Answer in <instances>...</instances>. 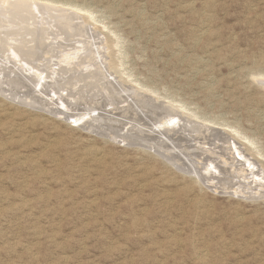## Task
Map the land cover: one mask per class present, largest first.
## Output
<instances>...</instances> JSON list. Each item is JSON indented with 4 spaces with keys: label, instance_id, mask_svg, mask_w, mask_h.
I'll return each instance as SVG.
<instances>
[{
    "label": "rangeland",
    "instance_id": "374dc122",
    "mask_svg": "<svg viewBox=\"0 0 264 264\" xmlns=\"http://www.w3.org/2000/svg\"><path fill=\"white\" fill-rule=\"evenodd\" d=\"M33 1L73 8L70 11L79 16L78 22L84 23L90 36L57 31L46 43L54 47L58 42L60 47L56 45L49 54L38 51L37 59H31L33 67H41L42 75L6 53L10 49L6 44L0 48V264H264V198L248 196L251 188L258 194L252 185L245 192L239 190L243 189L238 182L244 181L243 165L227 140L235 135L232 126L252 138L254 146L236 140L244 151L258 149L262 156L256 159L264 167V0ZM92 67L99 69L100 82L107 78L112 91L104 92L97 80L95 87L90 84L87 76L92 75ZM63 68L75 71L60 72L51 79L52 70ZM73 72L72 81L80 77L82 82L72 87L59 84ZM10 80L22 83V88L20 84L14 87ZM116 82L125 91L115 87ZM174 110L181 117L172 125L169 120L175 116L166 111L173 114ZM167 119L171 124H163ZM187 121L224 135L205 140L191 132ZM134 125L140 128H132ZM170 126L185 142L183 147H174L165 138L166 144H160L163 137L156 136L155 130ZM152 128L154 132H150ZM136 135L144 140L138 141ZM197 146L211 147L210 153L216 150L212 154L218 159H222L218 153L224 158L232 155L234 159L226 163L233 174L225 183L228 187L210 190L193 183L192 175L182 171L188 160L177 155L179 149L196 156Z\"/></svg>",
    "mask_w": 264,
    "mask_h": 264
},
{
    "label": "bare ground",
    "instance_id": "6f19581e",
    "mask_svg": "<svg viewBox=\"0 0 264 264\" xmlns=\"http://www.w3.org/2000/svg\"><path fill=\"white\" fill-rule=\"evenodd\" d=\"M38 1H40V0H38ZM50 4V3H49ZM69 6V5H68ZM78 7V6H77ZM68 8V7H67ZM71 9H73V8H71ZM70 9V10H71ZM70 10H67L66 8L65 9H62V8H60V7H54L53 5L51 6V5H48V4H46V2H45V4H43L42 3V1H41V3L39 2H34L33 0H0V48L2 49L3 48V45H7V46H9V51H8V49H7V52L6 53H8L9 55H12V56H14L16 59H18L17 61L18 62H21V63H23V64H20V65H28L29 67H31L30 68V70L31 71H35V73L37 74V75H42L40 72V70H39V68H41V67H33V64H34V62H32L31 61V59H33V60H35V59H37V58H35L36 57V54H37V52L38 51H43L45 54L46 53H48V52H52L53 51V48L56 46V45H58V42H57V44L53 47V44H47L46 43V40H48V39H51L52 38V36L53 35H55V34H57L58 32L57 31H59L61 34L60 35H62V34H65V35H68L69 33H75V31H80V33L82 32H84L85 34L87 33L88 35H89V33H88V29L86 28V27H84V26H82L78 21L80 20V19H78V17L79 16H77L74 12H71ZM81 11H79V13H80ZM81 14V13H80ZM86 15V14H85ZM89 16V15H88ZM91 16H92V14H91ZM81 17V16H80ZM89 18V17H88ZM78 19V20H77ZM30 20H32V23L31 22H29ZM81 21H82V19H81ZM95 21H96V19H95ZM94 21V22H95ZM92 22V21H91ZM88 23V22H87ZM80 24V25H79ZM92 24H93V22H92ZM91 25V24H90ZM97 25V24H96ZM82 26V27H81ZM86 26H88L89 27V25H86ZM96 27V26H95ZM90 28V27H89ZM92 29V28H91ZM98 29V28H97ZM93 30V29H92ZM93 32V31H92ZM80 33H77V34H80ZM81 33V34H82ZM94 33V32H93ZM59 34V33H58ZM90 34H91V32H90ZM74 36V35H73ZM73 36H72V39H74L73 38ZM80 36V35H79ZM90 36V35H89ZM93 36H95V35H93ZM56 37V36H55ZM54 37V38H55ZM57 37H59L58 35H57ZM75 37V36H74ZM87 37V36H86ZM69 39H70V36L68 37ZM83 38V37H82ZM88 38V37H87ZM60 40L62 39V38H59ZM80 39H81V37H80ZM55 40V39H54ZM65 40V39H64ZM77 40V39H76ZM65 41H67V40H65ZM93 41V40H92ZM109 41V40H108ZM115 41V40H114ZM48 43H52V40L49 42V41H47ZM60 42V41H59ZM72 42V41H71ZM85 42V41H84ZM89 42V41H88ZM54 43V42H53ZM56 43V42H55ZM62 43H64V42H62ZM116 43H117V41H116ZM65 44V43H64ZM63 44V45H64ZM71 44V43H70ZM95 44V43H94ZM61 45V44H60ZM68 45H69V43H68ZM84 45V44H83ZM116 45H118V43L116 44ZM59 46V45H58ZM75 46V45H74ZM73 46V47H74ZM77 46V45H76ZM80 46V45H79ZM85 46V45H84ZM91 46V45H90ZM93 46V45H92ZM91 46V47H92ZM108 46V45H107ZM60 47V46H59ZM66 47V49H67V46H65ZM83 47V46H82ZM96 47V46H95ZM114 47V46H113ZM7 48V47H6ZM5 49V48H4ZM63 50H64V48H63ZM82 50V49H81ZM89 50H90V47H89ZM93 50V49H92ZM98 50V49H97ZM4 51V50H3ZM56 51V50H55ZM68 51V50H67ZM66 51V52H67ZM84 51H88V50H84ZM94 51H96L95 49H94ZM40 52H38V53H40ZM57 52H58V50H57ZM61 52V51H60ZM69 52H71V51H69ZM90 52H92V51H90ZM98 52V51H97ZM96 52V53H97ZM65 53V52H64ZM63 53V54H64ZM68 53V52H67ZM49 54V53H48ZM53 54V53H52ZM55 54V53H54ZM70 54V53H69ZM77 54V53H76ZM82 54H84L83 52H82ZM90 54V53H89ZM93 54V53H92ZM98 54H100V53H98ZM6 55V54H5ZM42 55V54H41ZM57 55H58V53H57ZM94 55V54H93ZM122 55V54H121ZM7 56V55H6ZM48 56V55H47ZM55 56V55H54ZM65 56V55H64ZM70 56V55H69ZM78 56V55H77ZM88 56V55H87ZM1 57V56H0ZM13 57V58H14ZM44 57V56H43ZM53 57V56H52ZM60 58L62 57L61 55L59 56ZM67 57V56H66ZM89 57H91V56H89ZM96 57H97V54H96ZM4 58V57H3ZM35 58V59H34ZM39 58H40V54H39ZM67 58H69V57H67ZM80 58H81V55H80ZM84 58V56L82 57V59ZM95 58V57H94ZM98 58V57H97ZM110 58V57H109ZM118 58H120V57H118ZM7 59V58H6ZM42 59V58H41ZM57 59V58H56ZM72 59V58H71ZM85 59V62H86V59H87V57H85L84 58ZM89 59V58H88ZM99 59V58H98ZM103 59V58H102ZM1 60H2V58H1ZM9 60V59H8ZM7 60V61H8ZM50 60V59H49ZM53 60H55V59H53ZM53 60H52V62H53ZM74 60H76V59H74ZM73 60V61H74ZM78 60H80L79 58H78ZM94 60V59H93ZM93 60H92V62H93ZM7 61H5V64H6V62ZM10 61V60H9ZM8 61V62H9ZM67 61H68V59H67ZM70 61V60H69ZM89 61H91V59H89ZM88 61V62H89ZM98 61V60H97ZM102 61V60H101ZM3 62V61H2ZM14 62H16V61H14ZM58 62H59V60H58ZM60 62H61V60H60ZM64 62H66V61H64ZM70 62H72V61H70ZM84 62V61H83ZM82 62V63H83ZM96 62V61H95ZM104 62V61H103ZM112 62V61H111ZM118 62V61H117ZM10 63V62H9ZM41 63V62H40ZM45 64H47V62L45 61L44 62ZM54 63V62H53ZM68 63V62H67ZM66 63V64H67ZM74 63V62H73ZM78 63H79V61H78ZM94 63V62H93ZM92 63V64H93ZM123 63V62H122ZM4 64V65H5ZM11 64H12V62H11ZM50 64H51V62H50ZM62 64H63V62H62ZM90 63H88V65H89ZM97 64V63H96ZM3 65V66H4ZM41 65V64H40ZM56 65V64H55ZM68 65V64H67ZM71 65V64H70ZM75 64H73V65H71L72 67L74 66ZM79 65V64H78ZM80 65H82V64H80ZM79 65V66H80ZM85 65V64H84ZM102 65H104V64H102ZM120 65V64H119ZM2 66V67H3ZM8 66V65H7ZM7 66H5V67H7ZM9 66H10V64H9ZM14 66L15 67H18L19 68V66H16L15 64H14ZM58 66H60V65H58ZM79 66H77L78 68H79ZM83 66V65H82ZM98 66V65H97ZM96 66V67H97ZM100 66V65H99ZM27 67V66H26ZM43 67V66H42ZM64 67V66H63ZM68 67V66H67ZM81 67V66H80ZM113 67H115V66H113ZM10 68V67H9ZM49 68H51L52 69V67H49ZM49 68H47L46 70L48 71L49 70ZM58 68V67H57ZM61 68H62V66H61ZM103 68V67H102ZM104 68H107V67H104ZM103 68V69H104ZM110 68V67H109ZM14 69V68H13ZM17 69V68H16ZM21 69V68H20ZM45 69V68H44ZM51 69L49 70V71H51ZM69 68H67V70H66V68H63V69H61L60 71H58V70H52V73H51V79H53V77L52 76H56L57 77V75H59V73L60 72H72L71 70H73L74 69V71H75V68H71V70H68ZM77 69V68H76ZM80 70H82V68H79ZM88 69V68H87ZM86 69V70H87ZM97 69V68H96ZM101 69V68H100ZM112 69V68H111ZM120 69H121V67H120ZM10 70H12V69H10ZM9 70V71H10ZM78 70V69H77ZM77 70H76V72H77ZM93 70V71H92ZM92 70H91V73H92V75L91 76H89L88 74V76H87V78H90L91 79V83L90 84H93V82H96V80L98 81V83L100 84V85H102L101 87H103V89H104V92H105V90L107 89L108 91L110 90V88H111V83L110 82H108L106 79H102V81L100 82V80H98L97 78L99 77V74H98V70H94V68L92 67ZM102 70V69H101ZM104 70H106V71H104V72H107L105 75H108L109 74V72L107 71L108 69H104ZM0 71H3V70H1L0 69ZM7 71V70H6ZM16 71V70H15ZM18 71V70H17ZM20 71V70H19ZM45 71V70H44ZM43 71V72H44ZM88 71V70H87ZM113 71V70H112ZM29 72V71H28ZM117 74H118V72L117 71H115ZM1 73V72H0ZM3 73V72H2ZM16 73V72H15ZM18 73V72H17ZM16 73V74H17ZM21 73H22V69H21ZM47 73V72H46ZM74 74L73 75H68V78H66V79H63V82H61V83H59V84H66L67 86L70 84V86H71V84H73V85H76V83H78V81H80V82H82L81 80H80V77H77L78 79V81L76 82V81H72L73 80V78L74 77H72V76H74L75 75V72H73ZM79 73V72H78ZM82 73H83V71H82ZM100 73L101 74H103L101 71H100ZM120 73V72H119ZM4 74V73H3ZM11 74V73H10ZM19 74V73H18ZM26 74H27V72H26ZM33 74V73H32ZM67 74V73H66ZM77 74V73H76ZM112 74V73H111ZM117 74H116V76H117ZM122 74V73H121ZM15 75V74H14ZM21 75V74H20ZM34 75V74H33ZM33 75H31V77L33 76ZM44 75V74H43ZM125 75H127V74H125ZM124 75V76H125ZM9 76V75H8ZM78 76V75H77ZM84 76L85 77H83V80L86 78V75L84 74ZM104 76V75H103ZM109 76H111L112 77V75H110L109 74ZM108 76V77H109ZM120 76V75H119ZM123 76V75H122ZM123 76V77H124ZM258 76V75H257ZM261 76L264 78V72H263V74H261ZM6 77H7V75H6ZM5 77V78H6ZM18 77V76H17ZM20 77V76H19ZM26 77H28L27 79H29L30 80V76L27 74L26 75ZM33 77H35V76H33ZM32 77V78H33ZM41 77V76H40ZM64 78H65V76H63ZM104 77H106V76H104ZM10 78V77H9ZM23 78V77H22ZM21 78V79H22ZM55 78V77H54ZM60 78V77H59ZM58 78V79H59ZM101 78V77H100ZM110 78V77H109ZM116 78V77H115ZM118 78V77H117ZM117 78H116V80H117ZM11 79V78H10ZM20 79V78H19ZM24 79V78H23ZM22 79V80H23ZM27 79H25V80H27ZM35 79H38V78H35ZM49 79V78H48ZM76 79V78H75ZM112 80H113V78H111ZM257 79V78H256ZM15 80H18V79H15ZM24 80V81H25ZM28 80V81H29ZM32 80V79H31ZM39 80V79H38ZM57 80V79H56ZM55 80V81H56ZM112 80H110V81H112ZM11 81V80H10ZM9 81V82H10ZM34 81V80H33ZM36 81V80H35ZM44 81H45V79H44ZM47 81V80H46ZM53 80H51L50 82H52ZM85 81V80H84ZM87 81V80H86ZM90 81V80H89ZM122 81H124V80H122ZM127 81V80H126ZM22 82V81H21ZM11 83L13 84V86L15 87L16 85L17 86H19V84L21 85V88H22V83H16V82H12L11 81ZM27 83V82H26ZM30 83V82H29ZM32 83V82H31ZM54 83V82H53ZM52 83V84H53ZM57 83V84H58ZM87 83V82H86ZM97 83V82H96ZM24 84H25V82H24ZM23 84V85H24ZM56 84V85H57ZM81 84V83H80ZM79 84V85H80ZM89 84V83H88ZM116 84L117 85H115V87H119L120 89H123V91H125L124 90V88H123V86H122V88H121V86H120V84L118 83V82H116ZM132 84V83H131ZM261 84H263L264 85V80H263V82L261 83ZM34 84H32V86H33ZM36 85V84H35ZM40 85H42L43 86V83H41V80H40ZM46 85V84H45ZM66 85H64V86H66ZM84 85V84H83ZM87 85V84H86ZM124 85V84H123ZM28 85H26L25 86V88L27 87ZM48 86V85H47ZM62 86V85H61ZM78 86V85H77ZM89 86H91V85H89ZM93 86L95 87V85L93 84ZM98 86V85H97ZM134 86V85H133ZM34 87V86H33ZM44 87V86H43ZM42 87V88H43ZM56 87H59V86H56ZM72 87V86H71ZM70 87V88H71ZM74 87V86H73ZM76 87V86H75ZM80 87V86H79ZM99 87V86H98ZM97 87V88H98ZM110 87V88H109ZM114 87V88H115ZM117 87V88H118ZM24 88V89H25ZM54 88V87H53ZM69 88V87H68ZM126 88V87H125ZM264 88V87H263ZM23 89V90H24ZM30 89V88H29ZM36 89V88H35ZM37 89H39L38 87H37ZM49 89V88H48ZM48 89H47V91H48ZM58 89V88H57ZM57 89L55 90V91H57ZM62 89V88H61ZM85 89V88H84ZM83 89V90H84ZM116 89V88H115ZM132 89H134L135 91H136V89L135 88H132ZM12 90V89H11ZM17 90V89H16ZM19 90V89H18ZM27 90V89H26ZM43 90V89H42ZM59 90V89H58ZM82 90V91H83ZM96 90V89H95ZM106 90V91H107ZM148 90V89H147ZM37 91V90H36ZM39 91H41V89H39ZM47 91H45V92H47ZM50 92H51V89L49 90ZM59 91H61V90H59ZM58 91V92H59ZM64 91V90H63ZM66 91V90H65ZM72 91H74V89H72ZM79 92L81 91V90H78ZM87 91V90H86ZM98 91V90H97ZM100 91V90H99ZM110 91H112V90H110ZM117 92L119 91V89L118 90H116ZM138 91V90H137ZM1 92H2V90H1ZM25 92V91H24ZM27 92V91H26ZM43 92V91H42ZM67 92H70V91H67ZM75 92H76V89H75ZM93 92V91H92ZM140 92V91H139ZM15 94H16V92H14ZM32 93H34L33 92V89H32ZM37 93H38V91H37ZM72 93V92H71ZM100 93V92H99ZM102 93V92H101ZM107 93V92H106ZM105 93V94H106ZM109 93V92H108ZM131 93V92H130ZM137 93V92H136ZM135 93V94H136ZM22 94H24V93H22ZM36 94V93H35ZM45 93H43V95H44ZM47 94H49L48 92H47ZM52 94H53V92H52ZM55 94V93H54ZM53 94V95H54ZM68 94V93H67ZM82 94V93H81ZM85 94H87V93H85ZM95 94V93H94ZM93 94V95H94ZM97 94V93H96ZM110 94V93H109ZM113 94V93H112ZM134 94V93H133ZM154 94V93H153ZM152 94V95H153ZM1 95H2V93H1ZM25 95H26V93H25ZM46 95V94H45ZM55 95H57V94H55ZM59 95V94H58ZM70 95V94H69ZM68 95V96H69ZM76 95H77V93H76ZM75 94L73 95V96H76ZM80 95V94H79ZM92 95V94H91ZM102 95V94H101ZM104 95V94H103ZM118 95V94H117ZM17 96V95H16ZM27 96H28V94H27ZM51 96V95H50ZM49 96V97H50ZM67 96V97H68ZM96 96V95H95ZM100 96V95H99ZM109 96V95H108ZM122 96V95H121ZM145 96V95H144ZM143 95H142V97H144ZM13 97V96H12ZM32 97H33V95H32ZM35 97V96H34ZM53 97V96H52ZM59 97H60V95H59ZM62 97V96H61ZM69 97H72V96H69ZM82 98L84 97V96H81ZM92 97V96H91ZM90 97V98H91ZM94 97V96H93ZM93 97H92V99H93ZM97 97V96H96ZM95 97V98H96ZM111 97V96H110ZM109 97V98H110ZM116 97H118V96H116ZM126 97H127V95H126ZM135 97H140V98H142L140 95H137L136 94V96ZM24 98V97H23ZM43 98V97H42ZM41 98V99H42ZM89 98V97H88ZM99 98V97H98ZM104 98V97H103ZM113 98H114V96H113ZM121 98V97H120ZM149 98H150V96H149ZM33 99V98H32ZM31 99V100H32ZM37 99V98H36ZM40 99V98H39ZM48 99V98H47ZM50 99V98H49ZM58 99V98H57ZM68 99H70V98H68ZM97 99V98H96ZM100 99H101V97H100ZM110 99H112V98H110ZM118 99V98H117ZM122 99V98H121ZM127 99V98H126ZM131 99V98H130ZM133 99V98H132ZM144 99H145V97H144ZM147 99H148V97H147ZM151 99V98H150ZM150 99H148L149 101H150ZM153 99V98H152ZM160 99V98H159ZM28 100V99H27ZM43 100H45V98L43 99ZM59 100V99H58ZM71 100V99H70ZM80 100V99H79ZM85 100V99H84ZM102 101H104V100H108V99H101ZM113 100V99H112ZM115 100V99H114ZM134 100H139V99H134ZM47 101V100H46ZM45 101V102H46ZM53 101V100H52ZM57 101V100H56ZM55 101V104L57 103ZM65 101V100H64ZM111 101V100H110ZM127 101H128V99H127ZM132 101V100H131ZM153 101H155V100H153ZM152 101V102H153ZM169 101V100H168ZM26 102V101H25ZM60 102V101H59ZM76 102V101H75ZM101 102V101H100ZM105 102V101H104ZM104 102H103V104H101V105H104ZM112 102V101H111ZM116 102V101H115ZM129 102V101H128ZM156 102V101H155ZM170 102V101H169ZM32 103H33V100H32ZM35 103H36V101H35ZM39 103V102H38ZM43 103V102H42ZM51 103V102H50ZM53 103H54V101H53ZM52 103V104H53ZM62 103H65V102H62ZM67 103V102H66ZM80 103V105H81V101L79 102ZM86 103H88V101L86 102ZM85 103V104H86ZM89 103H92V102H90L89 101ZM121 104L120 102H117V104ZM139 103H141V102H139ZM59 104H61V103H59ZM58 104V105H59ZM69 104V103H68ZM74 104V103H73ZM83 104V103H82ZM84 104V105H85ZM93 104H95V103H93ZM97 104V103H96ZM106 104V103H105ZM109 104V103H108ZM113 104V103H112ZM134 104H136L135 102H134ZM133 104V105H134ZM149 104V103H148ZM162 104V103H161ZM182 104V103H181ZM38 105H41V103H39ZM67 105V104H66ZM83 105V106H84ZM100 105V106H101ZM111 105V104H110ZM137 105V104H136ZM142 104H140V106H141ZM174 105V104H173ZM177 105V104H176ZM42 106V105H41ZM45 106H46V103H45ZM53 106H55V105H53ZM59 106H61V105H59ZM69 106V105H68ZM78 105H76V107H77ZM90 106H92V104L91 105H89V107ZM105 106V105H104ZM103 106V107H104ZM120 106V105H119ZM139 106V105H138ZM140 106H139V108H140ZM150 106V105H149ZM149 106H147L146 105V107L148 108ZM158 106H161V105H158ZM178 106H179V104H178ZM63 107H65V106H63ZM70 107H71V105H70ZM116 107V106H115ZM127 106H125V108H126ZM135 107V106H134ZM154 107V106H153ZM153 107H150V108H153ZM170 107H171V105H170ZM181 108H182V106H180ZM59 108V107H58ZM73 108V107H72ZM85 108H86V106H85ZM105 108V107H104ZM124 108V107H123ZM122 108V109H123ZM125 108L123 109V110H125ZM130 108V110H131V106L129 107ZM39 109V108H38ZM54 109H57V108H54ZM66 109V108H65ZM106 109V108H105ZM119 109V108H118ZM121 109V110H122ZM127 109V108H126ZM158 109H159V107H158ZM161 109V108H160ZM163 109V108H162ZM60 110H62L61 108H60ZM74 110V109H73ZM73 110H72V112H73ZM77 110H78V108H77ZM81 110V109H80ZM84 110V109H83ZM96 110H98V109H96ZM96 110H94L93 109V111H95L96 112ZM103 110V109H102ZM107 110V109H106ZM129 110V109H128ZM144 110H145V108H144ZM147 111H150V110H148V109H146ZM145 110V111H146ZM153 110V109H152ZM151 110V111H152ZM156 110V109H155ZM166 110V109H165ZM186 111H187V109H185ZM54 111V110H53ZM87 111V110H86ZM89 111V110H88ZM108 111V110H107ZM115 111V110H114ZM120 111V110H119ZM137 111H138V107H137ZM137 111H136V115H137ZM142 111V110H141ZM144 111V112H145ZM184 111V110H183ZM58 112V111H57ZM66 112V111H65ZM103 112H104V110H103ZM110 112V111H109ZM112 112V111H111ZM127 112V111H126ZM131 112V111H130ZM132 112H133V109H132ZM135 112V111H134ZM156 112H159V111H156ZM155 112V113H156ZM161 112V111H160ZM166 112H168L170 115H174L175 117H173V118H175V120L172 118V116L171 117H169L168 116V118H172L171 120H169V121H171V123H173L172 125H175L177 122H176V120L177 121H179L180 122V114L177 112V111H173V114L170 112V111H166ZM45 113H46V111H45ZM87 113L88 114H90L89 112H86V115H87ZM92 113V112H91ZM99 113V112H98ZM117 114H118V112H116ZM164 113V112H163ZM49 114H52V112H50ZM55 114V113H54ZM60 114H61V112H60ZM65 114V113H64ZM70 114H71V112H70ZM84 114H85V112H84ZM83 114V115H84ZM124 114H125V112H124ZM124 114H122V116L124 115ZM138 114H140V115H142L141 113H138ZM144 115H145V113H143ZM148 114V113H147ZM146 114V115H147ZM195 117H197V115L196 114H194V113H192ZM63 115V114H62ZM103 115V113L101 114V116ZM111 115H113V114H111ZM119 115V114H118ZM149 115V114H148ZM155 115V114H154ZM164 115H167V113L166 114H164ZM163 115V116H164ZM70 116V115H69ZM98 116V115H97ZM96 116V117H97ZM127 116V115H126ZM156 116H158V115H156ZM178 116V118L176 119V117ZM73 117V116H72ZM83 117H85V116H83ZM91 117H93V116H91ZM105 117L107 118L108 116H106L105 115ZM128 117V116H127ZM143 117V116H142ZM146 117V116H145ZM147 117H149V116H147ZM153 117V116H152ZM155 117V116H154ZM183 117V116H182ZM79 118H81V117H78L77 119H79ZM99 118V117H98ZM102 118V117H101ZM112 118H113V116H112ZM115 118V117H114ZM119 118H121V117H119ZM124 118V117H123ZM136 118H137V116H136ZM136 118L134 117L133 118V115H132V119H135L136 120ZM138 118H139V116H138ZM150 118V117H149ZM148 118V119H149ZM67 119V118H66ZM74 119V118H73ZM76 119V121H78ZM84 119V118H83ZM82 119V120H83ZM86 119V118H85ZM91 119V118H90ZM93 119V118H92ZM92 119L90 120V121H92ZM105 119V118H104ZM110 119L111 118H109V121H108V119H107V121L108 122H110ZM125 119V118H124ZM124 119H123V122H124ZM129 119V118H128ZM127 119V120H128ZM145 119V118H144ZM151 119V118H150ZM156 119V118H155ZM159 119V118H158ZM95 120V119H94ZM113 120V119H112ZM119 120V119H118ZM126 120V119H125ZM126 120V121H127ZM137 120H139V119H137ZM157 120V119H156ZM163 120H165V119H163ZM182 120V119H181ZM184 120V119H183ZM186 120H188V119H186ZM208 120V119H207ZM86 122H87V120H85ZM100 121H102V123H104L103 122V120H100ZM121 121V120H120ZM125 121V122H126ZM147 121V120H146ZM150 121V120H149ZM155 121V120H154ZM166 121H168V119L166 120ZM166 122V123H163V124H165V125H169V123L170 122ZM191 121V120H190ZM194 121V120H193ZM206 121V120H205ZM81 122V121H80ZM108 122H106L107 124H108ZM116 122H118V121H116ZM115 122V123H116ZM129 122V121H128ZM136 122V121H135ZM148 122V121H147ZM176 122V123H175ZM178 122V123H179ZM188 122V121H187ZM214 122V121H213ZM88 123V122H87ZM136 123H138V122H136ZM156 123V122H155ZM158 123V122H157ZM168 123V124H167ZM170 123V124H171ZM185 123H186V121H185ZM184 123V124H185ZM190 125H191V132L193 131V132H195L194 134L196 135V133L197 134H199V136L202 138V137H204L205 138V140H207L208 139V141H209V139H211V138H213V136L214 137H216V136H218V135H220V136H223L224 134H222L221 132H220V130L218 131V130H216V129H214V128H211V127H208V126H205V125H201V124H197V123H194L193 124V122H188ZM209 123H210V121H209ZM83 124V123H82ZM119 124L122 126L123 124H122V122L120 123L119 122ZM126 124V126L128 125L127 123H125ZM135 124V123H134ZM141 124H142V122H141ZM150 124V123H149ZM159 125H160V123H158ZM157 124V125H158ZM211 124V123H210ZM80 125H81V123H80ZM104 125V124H103ZM132 125V124H131ZM140 125V124H139ZM143 125V124H142ZM141 125V126H142ZM148 125V124H147ZM153 125V124H152ZM99 126H101L100 124H99ZM116 126V125H115ZM125 126V125H124ZM133 126V125H132ZM137 126V125H136ZM149 126V125H148ZM147 126V127H148ZM156 126V125H155ZM223 126V125H222ZM104 127H106L107 128V125L106 126H103V128ZM110 127V126H109ZM120 127V126H119ZM143 127H144V125H143ZM146 127V126H145ZM151 127V126H150ZM150 127H148V128H150ZM153 127V126H152ZM171 127V128H170ZM168 129H166V130H161V129H159V128H157V130H155L156 131V136H160L161 138H162V140L165 138V140L166 141H168L169 142V144H172L174 147H183V146H181V145H183V143H185L184 141H182V138H178V137H176V133H177V131L175 132V129L176 128H174V127H172V126H170ZM180 127V126H179ZM184 127V126H183ZM185 127H187V125L185 126ZM213 127V126H212ZM230 127V126H229ZM112 127H110L109 129L110 130H114V129H111ZM114 128H118L117 126L116 127H114ZM126 128V127H125ZM130 128V127H129ZM132 128H140L139 126L138 127H135V125H134V127H132ZM132 128H130V129H132ZM155 128V127H154ZM162 128V127H161ZM218 128V127H217ZM232 128H234L233 129V134H235L234 135V137H230L229 138V136H228V138H227V140H228V142L230 143V147H229V149H231L234 153H235V155L237 156V157H239V160H240V162H241V164L243 165V168L241 169V172L242 173H244L243 174V180L244 181H241L242 179H239L238 180V182L241 184L240 186H242L243 187V189H239L237 186L239 185H237L236 187L239 189V190H241V192H245L244 190V188H246L247 186H253L254 188H256L255 190H256V192L258 191V194H256V195H254L253 194V192L251 191V189L247 192L249 195V197L251 196L253 199H255V200H257V199H261V198H264V191H263V189H264V167H263V164H261L260 162H258V160L256 159V156H262V154H261V152L258 150V149H256L255 148V151L253 152V151H249V150H246V148H245V150L246 151H244L242 148H240L241 146H239V143L237 142V140H236V138H240V139H243V140H246V141H248L249 142V145L251 144L252 146H254L256 143L254 142V140L252 139V138H250V137H248L245 133H243L242 131H240L238 128H236V127H234V126H232ZM102 129V128H101ZM118 129H119V131H118ZM117 130L115 129V131L117 132H120L121 130H120V128H118ZM122 129V128H121ZM143 129H146V128H143ZM183 129V128H182ZM104 130V129H103ZM103 130H101V131H103ZM123 130V129H122ZM133 130V132L135 131L134 129H132ZM142 130V129H141ZM148 130V129H147ZM152 130H153V128H152ZM187 130V129H186ZM105 131V130H104ZM112 131H110V134H111V132ZM128 131V130H127ZM139 131V130H138ZM145 131V130H144ZM140 132H142V131H140ZM150 132H154V130L153 131H151L150 130ZM149 132V133H150ZM181 132H182V130H181ZM217 132H218V134H217ZM128 133H129V131H128ZM144 133V132H143ZM146 133V132H145ZM187 133H188V131H187ZM207 133H208V135H207ZM116 133H114V135H115ZM119 134V133H118ZM137 134H138V132H137ZM147 134V133H146ZM146 134H145V136H146ZM153 134V133H152ZM170 134H175V135H170ZM192 134V133H191ZM113 135V134H112ZM119 135H121V134H119ZM127 135V134H126ZM129 135H130V133H129ZM132 135H134V134H132ZM132 135H130V136H132ZM150 135V134H149ZM190 135V134H189ZM116 136V135H115ZM137 136V135H136ZM141 136V135H140ZM140 136H137L136 138H138L139 140L138 141H141V140H144V138H143V136H142V138H139ZM148 136V135H147ZM152 136V135H151ZM155 136V135H154ZM153 136V137H154ZM118 137H120V136H117V138ZM159 137V138H160ZM190 137V136H189ZM122 138H126V137H122ZM151 138V137H150ZM157 138V137H156ZM198 138V137H197ZM134 138H130V140H133ZM149 139V138H148ZM153 139V138H152ZM130 140H127V141H129L130 142ZM137 139H135V141H136ZM146 140V139H145ZM186 140V139H185ZM204 140V141H205ZM213 140V139H212ZM216 140V139H215ZM117 141V140H116ZM126 141V140H125ZM138 141H136V142H138ZM147 141H150V140H147ZM132 142V141H131ZM130 142V143H131ZM135 142V143H136ZM143 142V141H142ZM153 142H157V141H153ZM159 142H161V141H159ZM158 142V143H159ZM167 142V143H168ZM183 142V143H182ZM188 142V141H187ZM206 142V141H205ZM215 142V141H214ZM242 142V141H241ZM127 143V142H126ZM144 143V142H143ZM145 143H147V142H145ZM163 143L164 144H166V142L163 140V142H161L160 144L161 145H163ZM200 143V142H199ZM128 144V143H127ZM137 145H140V146H142V144L139 142V143H136ZM154 144V143H153ZM152 144V145H153ZM157 143H155V145H156ZM197 144V143H196ZM215 144V143H214ZM220 144V143H219ZM228 144V143H227ZM129 145V144H128ZM134 145V144H133ZM137 145H134V146H137ZM146 145V144H145ZM145 145H143L144 147L143 148H149V149H151V146L150 147H147V146H145ZM152 146V147H156V146ZM159 145V144H158ZM157 145V146H158ZM161 145H160V147H161ZM184 145H186V144H184ZM192 145V144H191ZM259 145V144H258ZM131 146V145H130ZM149 146V145H148ZM196 146V145H195ZM194 146V148L196 149V147ZM210 146V145H209ZM226 146V145H225ZM131 147H133V146H131ZM160 147H158L157 149H162V148H160ZM166 147V146H165ZM173 147V148H174ZM222 147V146H221ZM139 148V147H138ZM188 148V147H187ZM193 148V149H194ZM197 152H199V153H197V155L196 156H193V155H190V153L191 152H193V151H190L189 150V152L190 153H187L188 151H187V149L185 150V149H179V151L178 152H180V153H177V155L178 154H181V155H183L184 157H186V159L188 160V163L187 162H185L184 163V166H186V168H184V170L182 169V171L184 172L185 171V173L186 174H190V175H192V178L193 179H191L192 180V182L193 183H195V184H199V185H201V186H205V187H207V188H209L210 190L212 189H214V188H223L226 184L225 183H227V182H229V180H232L231 178H232V176H233V174H230V173H232V172H230L229 173V169H228V167L226 168V165L228 164V160L229 159H231L232 158V155H231V157L230 158H224V157H222L223 155L221 154V153H218V155L222 158V159H218V158H216L213 154V152H215V151H213L212 153H210L211 151H210V149H212L211 147L210 148H204V146H197ZM253 148V150H254V147H252ZM137 149V148H136ZM141 149V148H140ZM167 149V148H166ZM192 149V148H191ZM148 150V149H147ZM155 150V149H154ZM178 150V149H177ZM217 152V151H216ZM232 152V153H233ZM160 153V152H159ZM159 153H158V155H159ZM225 153V152H224ZM154 154V153H153ZM174 154V153H173ZM191 154H193V153H191ZM155 155H156V153H155ZM224 155H226V154H224ZM170 156V155H169ZM182 156V157H183ZM159 157V156H158ZM162 157H164V156H162ZM167 157V156H166ZM175 158L176 157H178V156H174ZM181 157V156H180ZM161 158V157H160ZM170 158V157H169ZM169 158H167V160H171V159H169ZM171 158H173V157H171ZM165 159V158H164ZM197 159H200V162H196L197 161ZM232 159H234V158H232ZM166 160V159H165ZM166 160V161H167ZM173 160V159H172ZM177 160H181V158H177ZM185 160V159H184ZM199 161V160H198ZM168 162V161H167ZM227 163V164H226ZM229 163H230V161H229ZM235 164V163H234ZM238 165H239V161H238ZM172 166V165H171ZM173 166H174V164H173ZM181 166V165H180ZM232 166V165H231ZM230 166V167H231ZM175 167V166H174ZM177 168H179V166L177 167ZM232 168V167H231ZM234 168V167H233ZM181 171V170H180ZM234 171V170H233ZM236 171V170H235ZM240 172V173H241ZM234 173V172H233ZM241 173V174H242ZM240 174V175H241ZM237 177V176H236ZM239 177V176H238ZM246 179H248V180H246ZM233 182V181H232ZM231 182V183H232ZM234 183V182H233ZM232 183V186L234 185ZM230 185V184H229ZM231 186V185H230ZM235 186V185H234ZM225 187H228L227 185L225 186ZM229 188H231V187H229ZM233 188V187H232ZM253 188V189H254ZM226 189V188H225ZM246 189H249V188H246ZM220 190V189H219ZM236 191V190H235ZM239 192V191H238ZM241 192H240V194H241ZM246 193V194H247ZM238 194V193H237ZM245 194V195H246ZM252 199V200H253Z\"/></svg>",
    "mask_w": 264,
    "mask_h": 264
}]
</instances>
